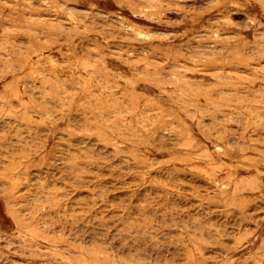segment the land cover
Segmentation results:
<instances>
[{
    "label": "rangeland",
    "instance_id": "374dc122",
    "mask_svg": "<svg viewBox=\"0 0 264 264\" xmlns=\"http://www.w3.org/2000/svg\"><path fill=\"white\" fill-rule=\"evenodd\" d=\"M0 264H264V0H0Z\"/></svg>",
    "mask_w": 264,
    "mask_h": 264
}]
</instances>
